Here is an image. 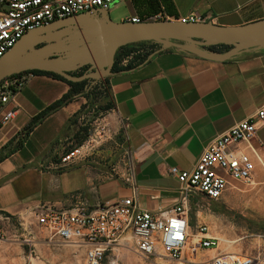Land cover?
Returning a JSON list of instances; mask_svg holds the SVG:
<instances>
[{"label": "crops", "instance_id": "crops-1", "mask_svg": "<svg viewBox=\"0 0 264 264\" xmlns=\"http://www.w3.org/2000/svg\"><path fill=\"white\" fill-rule=\"evenodd\" d=\"M130 1L136 3L129 16L150 12L146 0ZM154 1L156 10L145 20L158 14L161 19L177 20L194 13L203 21L239 26L264 18V0ZM135 55L137 52L131 62ZM123 68L108 76L113 106L105 110V116L95 117L92 109L86 110L87 98L78 96L48 113L26 135V126L69 86L30 71L20 75L22 85L13 103L6 105L9 109L15 104L17 110L9 123L0 125L1 214L28 220L32 208L45 201L69 207L75 194L88 204L129 196L130 187L121 177L125 149L132 152L139 205L152 212L168 209L178 201V182L169 168L191 169L211 138L264 103V46L219 58L160 47L142 62ZM97 124L113 129L112 142L81 160L57 167L61 154L75 145L79 127L88 125L90 130ZM252 145L264 164V121L258 123ZM251 156L255 160L252 184L264 188V168ZM206 200L199 208L191 200L190 215L208 224L217 217ZM32 245L36 253L33 264H86L85 249L78 244L38 238ZM219 253H223L220 245L203 251L207 258Z\"/></svg>", "mask_w": 264, "mask_h": 264}, {"label": "built area", "instance_id": "built-area-1", "mask_svg": "<svg viewBox=\"0 0 264 264\" xmlns=\"http://www.w3.org/2000/svg\"><path fill=\"white\" fill-rule=\"evenodd\" d=\"M124 1L0 0V59L28 31L75 14L94 10L108 13L117 2ZM161 18L158 14L150 20ZM122 20L142 21L139 16H127ZM177 20L183 23L203 21L194 13ZM132 54L121 57L119 66L126 67L133 58ZM21 74L0 80V125L9 123L17 110L15 104L9 109L6 105L13 103V97L22 85ZM263 121L264 103L254 113L211 138L191 169L170 167L169 173L178 182V201L168 209L152 212L139 205L132 152L125 149L121 177L130 187L129 196L88 204L80 194H75V201L69 207H58L45 201L32 208L28 220L13 219L0 213V240L31 235L32 227L36 226L48 239L83 246L86 264H116V259L108 254H113L116 246L128 240L134 252L149 264H264V253L259 248L249 252L226 251L207 258L203 251L216 249L221 239L211 232L206 222L195 219L192 224L190 217L192 197L217 201L235 187V182L251 185L255 169L251 154L264 168L257 148L252 145L258 123ZM107 132L106 126L97 124L81 145H74L61 154L57 167L87 157L94 148L95 139L105 137ZM195 206L202 205L195 203ZM250 236L243 234L239 238Z\"/></svg>", "mask_w": 264, "mask_h": 264}, {"label": "water", "instance_id": "water-1", "mask_svg": "<svg viewBox=\"0 0 264 264\" xmlns=\"http://www.w3.org/2000/svg\"><path fill=\"white\" fill-rule=\"evenodd\" d=\"M141 41L208 58L225 57L264 46V18L239 26H222L209 21L183 23L176 19L115 22L101 10L75 14L26 32L0 59V80L38 69L56 73L68 81H96L113 73L118 48ZM217 44L231 48L224 54L205 49ZM87 65L89 68L82 75L70 74Z\"/></svg>", "mask_w": 264, "mask_h": 264}, {"label": "rangeland", "instance_id": "rangeland-1", "mask_svg": "<svg viewBox=\"0 0 264 264\" xmlns=\"http://www.w3.org/2000/svg\"><path fill=\"white\" fill-rule=\"evenodd\" d=\"M133 9H135L133 1L126 0L124 2H117L110 8L107 15L110 20L119 22L124 17L129 16ZM94 84L95 81H91L90 86ZM100 105L103 106L104 103L91 104L89 102L86 110L92 109V114H95V117L102 118L108 112L103 109H99ZM109 112V116H113L116 121L115 116L111 114L110 110ZM99 113H101V115H99ZM95 127L96 125L92 128L90 127V135ZM121 128L122 127H120V129ZM114 136L115 134L113 129L109 127L108 132L105 135V139H95L92 152L94 149L102 146L105 142H112ZM234 186L235 187L231 190V193H227L223 198L215 202L210 200L207 201L201 196L192 197V201H196V204L201 205L202 201L206 200V204L213 207L215 211L214 217L217 218H215L212 223H208L211 232L215 235H223L225 238L232 241L229 245L225 242L223 243V241H221L222 243L220 242L223 252H249L259 248V250L264 253V237H257L258 235H264V200L261 202L262 199L260 201L257 199L263 197L264 188H261L256 184L245 185L235 183ZM252 193H258V196H253V200H251L250 196ZM254 197L256 199H254ZM244 198L248 199L244 200ZM242 201L244 203L246 202V205L242 204ZM253 201L256 202L253 203ZM193 216V214L190 215L192 224L196 221L193 219ZM202 218L203 216L200 215V219ZM31 233V235L9 237L7 239L0 240V264H33L32 259L35 258L36 253L34 252V246L32 243H34L38 238H47V235L36 227L34 229L32 228ZM243 234L251 236L235 242V239L241 237ZM24 238L29 241H25ZM125 254L130 257V261L125 259ZM108 256L115 258L117 261L116 264H149L148 261L143 260L134 252L133 245L130 240L121 242L113 249V254H108ZM205 256H207V254H205Z\"/></svg>", "mask_w": 264, "mask_h": 264}, {"label": "trees", "instance_id": "trees-1", "mask_svg": "<svg viewBox=\"0 0 264 264\" xmlns=\"http://www.w3.org/2000/svg\"><path fill=\"white\" fill-rule=\"evenodd\" d=\"M134 2V1H133ZM136 3V2H135ZM134 3V4H135ZM146 3L149 7V13L146 16H139L140 20H145L148 16H150L153 12H155V1L154 0H146ZM142 47L141 50L139 48ZM160 45L153 41H141L136 43H131L124 45L117 49L115 55H114V63L112 66V71H119L121 69H124L123 67L119 66V60L121 57L129 55L130 53L137 52V55H135V60L133 59L132 62H130L126 68L131 67L132 65L136 63H140L143 60L147 58V56L153 52L156 49H159ZM231 48V45H225V44H217V45H211L206 46L205 49L215 52L220 51H227ZM173 50V48H170ZM134 63V64H133ZM89 66H83L75 71L70 72L73 76H80L84 72L87 71ZM30 71L34 74H43L50 76L52 78L61 80L65 82L69 89L66 93H64L59 99L52 102L50 105H48L45 109H43L33 120L32 122L26 126V128L23 130V134H27L29 130L38 122L40 121L44 116H46L48 113L54 111L55 109L59 108L63 104L71 101L73 98H76L78 96H84L87 98V100L91 104L95 103H104V105H100L99 109L107 110L112 108V103L109 100V90H108V76L96 80L95 84L90 86L92 79H83L80 81H68L61 77L60 75L50 72V71H44V70H38V69H32V70H26ZM22 71L20 73L26 72ZM19 73V74H20ZM89 134V127L88 125H84L79 127L78 131L74 134L75 137V146L81 145L84 140L88 137ZM1 159V157H0Z\"/></svg>", "mask_w": 264, "mask_h": 264}, {"label": "bare ground", "instance_id": "bare-ground-1", "mask_svg": "<svg viewBox=\"0 0 264 264\" xmlns=\"http://www.w3.org/2000/svg\"><path fill=\"white\" fill-rule=\"evenodd\" d=\"M263 183H264V182H263ZM251 184H252V183H251ZM253 184H255V183L253 182ZM262 191H263V190H262ZM261 194H262V193H261ZM250 196H251V200H253V196H258V193H257V194L252 193ZM250 196H249V197H250ZM249 197H248V198H249ZM248 198H244V200H246V199H248ZM254 199H256V198L254 197ZM257 199H258L259 201L262 199L261 202H263V200H264V194H263V197H261V198H257ZM244 200H243V201H244ZM258 200H257V201H258ZM243 201H242V202H243ZM254 202H256V201H253V203H254ZM245 203H246V202H245ZM245 203L243 202L242 204H245ZM245 205H246V204H245ZM249 205H250V204H249ZM251 205H252V204H251ZM261 205H262V204H261ZM240 206H241V205H240ZM253 206H254V204H253ZM256 206H257V205H256ZM257 207H258V206H257ZM214 225H215V224H214ZM217 236L221 239V241H223V243L225 242V243H227V244L229 245V244L232 242V241H230L229 239L225 238L223 235H220V234H219V235H217ZM238 240H240V238H239V239H238V238L235 239V242L238 241ZM128 241H129V240H128ZM235 242H234V243H235ZM127 243H128V242H127ZM221 243H222V242H221ZM228 247H229V246H228ZM228 247H227V248H228ZM128 250H129V249H128ZM128 250H126V251H128ZM129 251H130V250H129ZM129 251H128V252H129ZM128 252H127V253H128ZM130 252H131V251H130ZM125 259H127L128 261H130V257L127 256V254H125Z\"/></svg>", "mask_w": 264, "mask_h": 264}]
</instances>
